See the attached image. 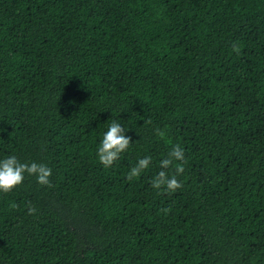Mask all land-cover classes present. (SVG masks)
Returning a JSON list of instances; mask_svg holds the SVG:
<instances>
[{
    "label": "trees",
    "instance_id": "trees-1",
    "mask_svg": "<svg viewBox=\"0 0 264 264\" xmlns=\"http://www.w3.org/2000/svg\"><path fill=\"white\" fill-rule=\"evenodd\" d=\"M177 144L183 187L152 188ZM9 155L53 186L0 192V264H264V0H0Z\"/></svg>",
    "mask_w": 264,
    "mask_h": 264
},
{
    "label": "clouds",
    "instance_id": "clouds-1",
    "mask_svg": "<svg viewBox=\"0 0 264 264\" xmlns=\"http://www.w3.org/2000/svg\"><path fill=\"white\" fill-rule=\"evenodd\" d=\"M234 51H239V47L234 45ZM126 128L121 126V123L113 120L107 130L103 134L97 148V158L99 162L105 167L110 168L117 161L121 154L128 150L131 138L125 134ZM157 134H161L157 130ZM152 158H139L135 165H133L126 175V179L132 181L134 178L141 175V173L149 167ZM187 163L185 158V151L179 145H174L168 152L167 156L160 161L159 171L151 180V187L157 190L164 188L168 193H174L183 187L182 181L178 179L184 171V165ZM168 170V171H165ZM34 175L37 183L52 187L50 177L52 169L44 163L37 162H21L17 156L9 155L6 158L0 159V192H11L16 186L23 183L25 174ZM28 213L35 214L36 208L31 205L29 201ZM12 207H16L15 204Z\"/></svg>",
    "mask_w": 264,
    "mask_h": 264
}]
</instances>
